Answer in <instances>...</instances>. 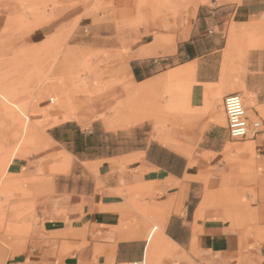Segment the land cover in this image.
<instances>
[{
	"label": "crops",
	"instance_id": "1",
	"mask_svg": "<svg viewBox=\"0 0 264 264\" xmlns=\"http://www.w3.org/2000/svg\"><path fill=\"white\" fill-rule=\"evenodd\" d=\"M116 4L112 23L119 26H114V37L129 50L137 87H151L159 101L161 92L176 80L187 82L182 77L190 70L187 106L205 112L191 116L199 118L191 126L173 125L169 143L154 140L145 147L114 152L98 142L97 151L81 158L73 145L83 127L76 128L78 124L70 120L54 126L53 145L75 155L90 180L78 192L60 185L61 175L49 179L51 167L59 163L49 161L53 150H41L19 163L27 177L40 184L38 222L23 251V263L264 264V241L210 217L201 200L194 208L189 206L191 177L198 174L193 168L206 161L218 166L224 158L230 134L220 105L233 93L231 88H258L257 103L264 107L260 96L264 74L241 72L237 81L233 72L240 70L233 64L231 78H223L231 33L240 36L246 28L254 37L264 34V0H155L150 15L139 0H116ZM236 45L231 47L232 54L238 53ZM248 52L249 71L264 70L255 62L259 51ZM174 72L183 73L170 79ZM165 97L169 103L176 100L172 93ZM252 112L260 117L257 107ZM166 117L171 121L176 115L168 112ZM259 135L254 138L255 147L264 157V133ZM75 165L79 163L74 161ZM48 182L59 190L50 186L47 191Z\"/></svg>",
	"mask_w": 264,
	"mask_h": 264
},
{
	"label": "rangeland",
	"instance_id": "2",
	"mask_svg": "<svg viewBox=\"0 0 264 264\" xmlns=\"http://www.w3.org/2000/svg\"><path fill=\"white\" fill-rule=\"evenodd\" d=\"M116 5V0H0V264H24L23 251L38 222L40 184L28 178L19 163L41 150H53L49 161L59 163L51 167L49 179L61 175L58 183L78 192L90 180L75 155L53 145L54 126L70 120L78 124L76 128L83 127L73 145L81 158L97 151L98 142L114 152L145 147L154 140L169 143L173 125L191 126L199 121L191 116L205 112L187 106L190 70L182 77L187 82L176 80L161 92L159 101L151 87H137L129 50L114 37V26H119L112 23ZM154 5L155 0H139L149 15ZM240 31V36L231 33L224 58L223 78H231L235 64L240 70L233 72L237 81L241 72L264 74L247 67L248 51L253 49L259 51L255 62L264 66V34L254 37L246 28ZM233 44L236 54L231 53ZM182 73H171L170 79ZM258 91L231 88L243 96L250 118H258L253 108L259 110L261 137L264 107L257 103ZM168 93L175 95V102L165 100ZM260 96L264 99V93ZM211 108L215 110L214 104ZM220 111L225 113L224 106ZM168 112L176 118L169 121ZM223 157L218 166L206 161L193 168L198 174L191 177L189 206L194 208L201 200L210 217L239 226L245 236L262 242L264 157L256 151L254 138L231 136ZM74 161L80 166H73ZM176 165L181 166L178 158ZM52 183H47V191L57 185Z\"/></svg>",
	"mask_w": 264,
	"mask_h": 264
},
{
	"label": "built area",
	"instance_id": "3",
	"mask_svg": "<svg viewBox=\"0 0 264 264\" xmlns=\"http://www.w3.org/2000/svg\"><path fill=\"white\" fill-rule=\"evenodd\" d=\"M224 110L228 121L229 134L234 139L256 138L263 131L261 118H250L243 96L229 93L224 98ZM132 264H138L132 263Z\"/></svg>",
	"mask_w": 264,
	"mask_h": 264
},
{
	"label": "bare ground",
	"instance_id": "4",
	"mask_svg": "<svg viewBox=\"0 0 264 264\" xmlns=\"http://www.w3.org/2000/svg\"><path fill=\"white\" fill-rule=\"evenodd\" d=\"M52 99V98H51Z\"/></svg>",
	"mask_w": 264,
	"mask_h": 264
}]
</instances>
